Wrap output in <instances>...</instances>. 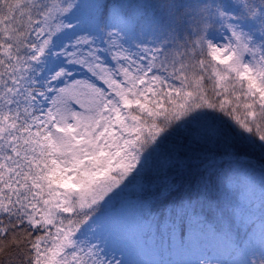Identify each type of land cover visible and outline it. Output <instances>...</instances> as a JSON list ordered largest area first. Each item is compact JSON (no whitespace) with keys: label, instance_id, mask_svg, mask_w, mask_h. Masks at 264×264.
I'll return each mask as SVG.
<instances>
[{"label":"snow or ice","instance_id":"obj_1","mask_svg":"<svg viewBox=\"0 0 264 264\" xmlns=\"http://www.w3.org/2000/svg\"><path fill=\"white\" fill-rule=\"evenodd\" d=\"M132 190L187 264H264V0H0V264H135ZM205 205L229 260L183 239Z\"/></svg>","mask_w":264,"mask_h":264},{"label":"trees","instance_id":"obj_2","mask_svg":"<svg viewBox=\"0 0 264 264\" xmlns=\"http://www.w3.org/2000/svg\"><path fill=\"white\" fill-rule=\"evenodd\" d=\"M79 2L91 3L95 2V0H79ZM100 2L103 3L105 0H100ZM107 2H112V0H107ZM117 2L128 4L137 2H155V0H117ZM250 159L252 163L258 167L256 158L252 157ZM182 191L183 189H181V192ZM240 195L241 190L237 187L234 190V202L240 201ZM139 198L140 194L135 190H132L126 193L121 204L117 205L118 209L122 207L124 208L122 217H124L125 224L132 229V234L130 236L131 248L129 250V260L136 263L139 251L144 250L150 254L153 264H186L190 259L191 253L181 247L180 227H176L173 235L172 230L167 227L170 220L166 221V210L159 207H153L151 209V214H148L147 211L141 210L138 203ZM252 199L255 201L256 205V225H258L259 199L258 197H255V195ZM241 206L246 210V205L242 204ZM196 212L199 213L201 223L198 226L189 228L188 221L185 219V229L183 234L184 241L194 239L196 242L200 236H205V234L210 235L209 240H213L216 244L220 241L227 245L225 251H223V253H218L216 258L221 261L231 259L228 241L223 237L222 232L220 231V228L225 221H222L215 211L210 212L206 205L203 206V210H201L200 207H197ZM231 222L238 224L239 217L232 216ZM256 225L253 226L255 227ZM205 237H203L204 240L206 239ZM233 238H235V232H233ZM207 245V250L212 247L209 243ZM214 251L216 252V250Z\"/></svg>","mask_w":264,"mask_h":264},{"label":"rangeland","instance_id":"obj_3","mask_svg":"<svg viewBox=\"0 0 264 264\" xmlns=\"http://www.w3.org/2000/svg\"><path fill=\"white\" fill-rule=\"evenodd\" d=\"M112 231H113V236L115 239L110 240V242H109L110 249L113 250L114 254L117 257H120L121 253H123V259L127 260L126 243L123 240V238L125 239L126 230L120 224L115 223L113 225ZM201 243H204V244H200V246L206 245V240H205V242L201 241ZM197 246H198L197 254H202L200 249L203 250V247H200L199 245H197ZM192 258H194V257L191 255V259ZM140 264H145V263H140Z\"/></svg>","mask_w":264,"mask_h":264}]
</instances>
